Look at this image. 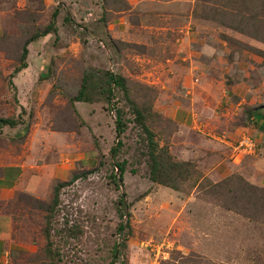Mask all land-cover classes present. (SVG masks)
Segmentation results:
<instances>
[{
  "label": "rangeland",
  "instance_id": "rangeland-1",
  "mask_svg": "<svg viewBox=\"0 0 264 264\" xmlns=\"http://www.w3.org/2000/svg\"><path fill=\"white\" fill-rule=\"evenodd\" d=\"M248 1L221 0L212 17V0H0V118L17 124L0 128V173L22 175L0 191L3 264L49 262L45 207L59 183L55 264L110 263L123 239L121 197L130 233L114 264H263L264 132L248 110L264 106V42L238 32ZM56 10L57 34L29 44L27 68L13 75L24 41ZM105 72L122 76L128 95L115 89L106 101L95 90L92 102L69 101L84 74L99 89ZM132 102L148 110L159 146L195 166L197 182L177 191L150 181ZM225 180L255 197L252 219L230 213L225 192L205 194L208 182Z\"/></svg>",
  "mask_w": 264,
  "mask_h": 264
},
{
  "label": "trees",
  "instance_id": "trees-1",
  "mask_svg": "<svg viewBox=\"0 0 264 264\" xmlns=\"http://www.w3.org/2000/svg\"><path fill=\"white\" fill-rule=\"evenodd\" d=\"M213 6L211 8L213 14L212 17H216L220 12L221 0H212ZM245 5H247V14L248 19L241 27H239L238 32L246 37H249L255 41L264 42V0H250ZM58 15V11H54L52 14V19L49 24L41 31H37L32 36H30L27 40L24 41L23 46L20 51V55L18 58V66L14 69L13 75L19 73L23 69L27 68V56H28V46L31 43L36 42L37 40L47 37L52 33L54 35L57 34V28L55 26V19ZM94 74V73H93ZM93 74H84L81 80L80 88L77 94L70 99L71 103L80 102V103H89L94 100L95 90L99 91L100 96H104L106 101H110L111 96L115 89L121 91L124 95H128V89L125 85V80L120 75H114L109 72H105L102 75V85L99 89L96 88V85L93 81ZM12 77V75H11ZM44 78V76H41ZM13 86V84H11ZM132 109L135 116V122L141 129V132L145 135L144 144H145V152L147 158V164L149 169V179L151 182L171 188L173 190H179L180 184H185L189 179L193 178L195 175H198L195 166L190 161H175L174 158L170 155L166 148H161L159 146L158 141L156 140L155 134L150 129L147 124L146 114L148 110L144 107L138 106L132 102ZM263 107H255L248 110V119H253L254 124H258L259 129L264 132V112L262 111ZM119 119L116 124V132L117 135H120L125 129V124L120 120V113H118ZM263 122V123H262ZM261 123V124H260ZM16 121L12 117L0 118V128L4 126H8L11 128L16 127ZM119 145V144H118ZM114 149L112 150V154H114ZM115 170L119 172V175H114L113 173L110 175L111 180H113L114 184H117L122 180L123 177V169L118 164L114 166ZM1 174V173H0ZM86 177L84 173L81 176L73 175L72 179H79ZM202 177V176H201ZM241 177V176H240ZM199 177L193 178L194 183L197 182ZM239 183H242L246 189L249 191L255 192L259 190L256 186H251L243 183L241 178H237ZM230 180L221 181L219 183H211L208 182V191L205 194L218 197L222 195V192H225L227 195L226 198V206L225 208L235 215H241L243 217H247L252 219V215L250 212L253 208V203H255V197L252 196L251 193H247L242 189H234L229 186ZM65 186V183H59L57 186L53 188L52 191V199L49 204L46 205L45 211L48 213L45 219V246L43 249L44 257L49 260L47 264H55L59 262L58 260V251L54 252L53 246L54 242L50 235V228L52 226V219H54V214L56 208L59 204V193L62 188ZM245 189V190H246ZM260 190H262L260 188ZM35 202L41 203L38 200H34ZM263 203V201H262ZM261 203V204H262ZM43 204V203H42ZM118 206L123 208L125 211H118V216L120 222L116 227V232L118 234H122L123 239L121 242L114 244L112 248V258L109 264H114L116 260L120 258V256L124 255L126 250V241L125 237L130 233V226H128L127 221L123 224V217L126 214V206L124 205L123 197L118 200ZM125 213V214H124ZM128 216V214H126ZM125 215V216H126ZM72 229V228H71ZM70 229V230H71ZM125 230H127L125 235ZM62 231V230H61ZM57 231V235L60 236V232ZM68 232V231H67ZM64 233L61 236L62 245H66L69 242L70 234ZM181 259H183L181 257ZM55 260V262H53ZM261 263L264 264V255L259 259ZM121 264V263H120ZM200 264V262L196 263Z\"/></svg>",
  "mask_w": 264,
  "mask_h": 264
},
{
  "label": "crops",
  "instance_id": "crops-1",
  "mask_svg": "<svg viewBox=\"0 0 264 264\" xmlns=\"http://www.w3.org/2000/svg\"><path fill=\"white\" fill-rule=\"evenodd\" d=\"M8 175H9V177L13 176L12 180L8 181L7 185H5V187H0V191L1 192H4V190H8L10 187L15 189L17 187V185H18V182H19L21 176H22L21 174L18 175L16 173V169L15 168L3 167L1 169L0 182L2 183L5 180H7L6 177ZM0 246H1V244H0ZM6 250H7L6 247L4 249H2V253L3 254H1V255L4 256V259H6V255H7L6 254ZM4 259H0V264H3Z\"/></svg>",
  "mask_w": 264,
  "mask_h": 264
},
{
  "label": "built area",
  "instance_id": "built-area-1",
  "mask_svg": "<svg viewBox=\"0 0 264 264\" xmlns=\"http://www.w3.org/2000/svg\"><path fill=\"white\" fill-rule=\"evenodd\" d=\"M252 139H253V138H252ZM252 148H253V151H254V147H252V145H251V148H250V150H249V151H251V150H252ZM253 153H254V152H253ZM253 153H252V154H253Z\"/></svg>",
  "mask_w": 264,
  "mask_h": 264
}]
</instances>
